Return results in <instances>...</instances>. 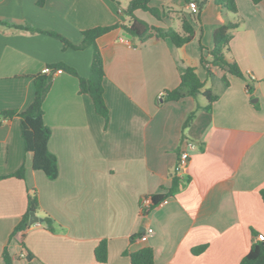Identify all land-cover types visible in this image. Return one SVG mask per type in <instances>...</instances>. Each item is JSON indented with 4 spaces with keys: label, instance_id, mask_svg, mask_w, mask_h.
I'll use <instances>...</instances> for the list:
<instances>
[{
    "label": "crops",
    "instance_id": "obj_1",
    "mask_svg": "<svg viewBox=\"0 0 264 264\" xmlns=\"http://www.w3.org/2000/svg\"><path fill=\"white\" fill-rule=\"evenodd\" d=\"M35 1L0 0V22L53 30L78 44L84 29L128 20L119 12L121 0L119 5L113 0H46L41 7ZM189 1L200 5L197 19L191 18ZM189 1L149 0L160 18L135 11L153 26L177 30L186 17L194 34L181 47L154 37L134 44L120 28L97 37L107 123L90 96L78 92L75 76L64 71L53 76L43 120L51 129L55 178L32 168L19 117L1 120L0 264H7L5 248L10 264H130L128 254L145 246L151 247L154 264H238L257 235H264V0H235L237 14L215 0ZM237 15L242 22L232 30L225 53L245 78L227 75L229 85L222 89L221 73L213 69L218 99L211 110H197L182 130L196 104H206L204 97L165 101L163 93L179 84L189 66L206 79L200 56L212 48L214 30ZM91 58L90 46L63 48L49 34L14 32L0 24V110L25 109L34 97L33 76L44 67L63 63L87 77ZM207 87H212L208 80ZM187 141L194 148L178 169ZM21 165L24 178L11 176ZM174 176L180 188L147 210L151 196L164 193ZM33 191L40 207L35 214L43 220L11 236ZM45 215L53 220L52 229ZM147 228L153 232L139 239ZM101 240L106 241L105 262L94 254ZM21 241L32 254L29 259Z\"/></svg>",
    "mask_w": 264,
    "mask_h": 264
},
{
    "label": "trees",
    "instance_id": "obj_2",
    "mask_svg": "<svg viewBox=\"0 0 264 264\" xmlns=\"http://www.w3.org/2000/svg\"><path fill=\"white\" fill-rule=\"evenodd\" d=\"M46 0H36L37 6L41 7L45 4ZM119 5L117 0H113ZM189 1V0H186ZM253 3H259L261 0H251ZM215 4L237 14V7L235 0H215ZM198 5V4H197ZM198 11L191 13V18L197 19ZM146 11L155 18L161 17V11L158 8L149 6V0H129L125 7H120L119 12L125 15L128 20L124 22H116L111 25L94 26L81 31L82 39L78 44L71 43L64 36L53 30L39 29L28 24H11L0 22V24L9 27L14 32L22 33H46L62 42L63 48L82 49L85 47H92V58L90 63V71L87 77L80 76L73 67L63 63H55L48 65L51 70L61 69L68 74L75 76L78 80V92L86 93L90 96L95 112L101 115L105 123L108 121L109 109L104 100L103 88V52L102 48L98 46L96 39L101 34L120 28L123 32L129 35L130 40L136 44L143 42L151 37L154 39L169 38L176 47H181L191 40L194 34L193 26L186 17L181 18V29L177 30L172 26L156 27L149 24L147 21L139 18L136 10ZM166 15L167 10L162 11ZM242 22V18L237 15L236 19L229 21L218 26L213 33V46L208 51V55L201 54L200 63L206 70V79L201 80L194 67L189 66L180 75L179 84L173 89H166L163 93V100L177 101L186 96H191L194 99L203 96L206 99V104L200 106L198 103L192 109L184 121L182 122V130L188 127L193 121L197 110H211L212 103L218 99L219 93L212 90V87L203 88L206 80H214L216 75L213 69L219 70L221 75L218 81L221 83L222 89L229 85L227 75H233L240 78H245L243 71L239 68L235 60L227 56L225 50H230V41L232 38V30ZM52 74L49 72L37 73L33 76V89L34 97L31 103L23 110L17 109H4L0 110V123L1 120L11 118L13 116L19 117L20 131L23 138V145L25 152L32 154V168L42 171L48 178L53 179L58 174L57 158L48 148V141L51 135L50 127L45 124L43 120V101L51 86ZM251 82L253 80H250ZM250 84H247V90L251 91ZM184 136V135H182ZM179 151V155H180ZM25 168L21 165L11 176L17 178H24ZM181 181L178 177H173L170 186L164 193L154 194L151 196L150 203L147 210L156 206L161 201L169 196H173L180 188ZM261 198L264 200V188L260 190ZM39 201L37 192L33 191L27 194V208L22 215L21 220L14 227L11 236L19 230L25 229L29 223V214L31 211L37 212L39 210ZM45 224L52 229L53 220L45 215ZM139 233L138 235H140ZM133 238V237H132ZM131 238V239H132ZM23 250L29 255L32 254L21 241ZM201 247L194 250V252L201 251ZM95 258L99 262H105L107 258L106 241L101 240L94 249ZM130 264H154L153 251L151 247L145 246L129 254ZM3 260L5 263L10 264V257L6 250L3 251ZM238 264H264V239L252 242L248 252L241 258Z\"/></svg>",
    "mask_w": 264,
    "mask_h": 264
},
{
    "label": "built area",
    "instance_id": "obj_3",
    "mask_svg": "<svg viewBox=\"0 0 264 264\" xmlns=\"http://www.w3.org/2000/svg\"><path fill=\"white\" fill-rule=\"evenodd\" d=\"M187 7L189 8L190 12L191 13H196L198 11V5L195 1H189L187 3ZM43 72H49L52 74V76H54L55 74L57 73H60L62 70L61 69H54V70H51L49 69L47 66L43 68L42 70ZM185 147L186 149L181 151L180 152V155H179V161H178V169H182L185 167L186 165V162L189 158V149H193L194 148V143L191 142V141H187L185 143ZM153 232L152 228H147L146 231L142 234L139 235V239L141 240H145L147 238V236L149 234H151ZM257 239L258 240H262L264 239V235L262 234H258L257 235Z\"/></svg>",
    "mask_w": 264,
    "mask_h": 264
},
{
    "label": "water",
    "instance_id": "obj_4",
    "mask_svg": "<svg viewBox=\"0 0 264 264\" xmlns=\"http://www.w3.org/2000/svg\"><path fill=\"white\" fill-rule=\"evenodd\" d=\"M124 35H125L126 37H129V35L126 34V33H124ZM254 100H255V99H252V101H254ZM42 220H43V219H42L41 217L37 216V215L35 214V212H33V211L30 212V214H29V219H28V223H29V224L42 222ZM26 258L29 259V258H30L29 255H27Z\"/></svg>",
    "mask_w": 264,
    "mask_h": 264
},
{
    "label": "rangeland",
    "instance_id": "obj_5",
    "mask_svg": "<svg viewBox=\"0 0 264 264\" xmlns=\"http://www.w3.org/2000/svg\"><path fill=\"white\" fill-rule=\"evenodd\" d=\"M122 2H121V5H122V7H125L126 6V4H125V0H121ZM211 83H213L212 85H211ZM208 85L209 86H212V90L214 91V92H217V90H218V87L217 86H219V84L217 83L216 84V81H215V79L214 80H208ZM199 97H201V96H199ZM203 99V101H205L206 102V99L205 98H202Z\"/></svg>",
    "mask_w": 264,
    "mask_h": 264
}]
</instances>
